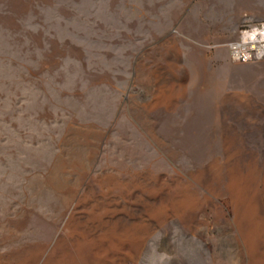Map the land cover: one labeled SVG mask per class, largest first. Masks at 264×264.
Listing matches in <instances>:
<instances>
[{"label": "rangeland", "instance_id": "obj_1", "mask_svg": "<svg viewBox=\"0 0 264 264\" xmlns=\"http://www.w3.org/2000/svg\"><path fill=\"white\" fill-rule=\"evenodd\" d=\"M264 0H0V264H264Z\"/></svg>", "mask_w": 264, "mask_h": 264}, {"label": "built area", "instance_id": "obj_2", "mask_svg": "<svg viewBox=\"0 0 264 264\" xmlns=\"http://www.w3.org/2000/svg\"><path fill=\"white\" fill-rule=\"evenodd\" d=\"M232 60L251 63L264 60V21L244 27L238 40L229 44Z\"/></svg>", "mask_w": 264, "mask_h": 264}]
</instances>
